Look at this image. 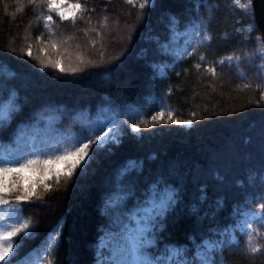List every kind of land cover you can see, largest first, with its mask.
I'll use <instances>...</instances> for the list:
<instances>
[{
	"label": "trees",
	"instance_id": "obj_1",
	"mask_svg": "<svg viewBox=\"0 0 264 264\" xmlns=\"http://www.w3.org/2000/svg\"><path fill=\"white\" fill-rule=\"evenodd\" d=\"M139 2L87 0L89 12L75 27L51 13L54 38L74 37L63 51L43 43L49 33L37 17L50 14L43 3L23 0L16 12L17 0H0V100L14 98L16 106L0 126V151H30L27 140L35 133L45 151L61 148L72 137L92 135L102 120L116 119L118 131V142L93 146L85 170L66 186L45 192L41 178L34 182L43 198L25 205L32 235L16 264H98L100 254L122 258V251L130 259L117 244L135 232L134 214L141 220L167 192L175 193V203L147 233L148 258L165 260L180 249L190 264H201V255L212 264H264V226L254 234L253 244L261 245L256 253L246 252V234L235 230L232 240L228 232L240 219L237 209L253 212L264 203V0H253L254 15L232 0H150L143 10ZM174 32L190 34L192 55L173 52ZM203 34L212 39L201 43ZM29 46L32 56L21 51ZM78 54L92 65L80 64ZM229 55L240 59L216 63ZM49 59L82 70L40 65ZM246 82L251 87H242ZM165 107L173 109L171 120L167 113L161 118L169 122L133 131L141 120L152 125L151 116ZM57 228L51 244L48 235ZM209 245L215 246L205 252Z\"/></svg>",
	"mask_w": 264,
	"mask_h": 264
},
{
	"label": "snow or ice",
	"instance_id": "obj_2",
	"mask_svg": "<svg viewBox=\"0 0 264 264\" xmlns=\"http://www.w3.org/2000/svg\"><path fill=\"white\" fill-rule=\"evenodd\" d=\"M17 3L20 4V7L16 8V12H21L24 6L23 0H17ZM41 3L45 5L50 13L47 16H43L41 13L40 16L37 17L38 20L41 18L44 20L43 27L47 29L49 33L48 40L43 43L45 45H50L53 49L67 51L63 46L67 44L68 40L74 39V37L70 36L66 39L54 38L52 28L53 16L51 13H55L61 21L69 20L72 26L75 27L77 20H84L89 12L87 0H83V3H81V0H77L76 3L72 4L70 7L72 9H79L80 12L79 15L73 12L70 17L66 16L65 12L61 10L62 0H27L28 5L39 6ZM125 3L135 7L137 5V0H125ZM232 3L234 6L243 9L246 14H253V0H246L245 3H241V0H232ZM149 4L150 0H142V2L138 3V7L140 10H143ZM7 7L8 6L5 5V11H7ZM92 11H94V9H92ZM12 17L13 19L15 18V13L12 14ZM142 17L143 11H141L136 18L140 20ZM107 20L108 18L104 17V23L101 27H107ZM88 23H91L90 18ZM248 27L249 30H252L253 25H249ZM90 30L97 32V29L94 27ZM84 31L87 32L88 30L86 29ZM97 35L103 38L104 34L97 32ZM130 38L129 36V39ZM211 39L212 37L210 35L203 34L201 43L210 41ZM37 40H40V37H37ZM92 44L94 45L95 41H92ZM79 47L80 46L77 45V48ZM10 50L15 52V48H11ZM21 51H26L28 56H32L31 46L27 49H21ZM40 51H46V47H41ZM195 51L196 49L193 48L192 52H185L183 55H192ZM77 58L80 64L87 63L88 65H92L93 63L91 60L85 61L83 56L79 54ZM199 59L204 61L205 56L200 55ZM239 59L240 57L238 56L229 55L219 59L216 63L220 65H231L233 61H239ZM39 62L42 67L50 66L57 68L62 73L68 72L74 74L82 70L79 67H61L58 60L53 62L49 59L47 62L44 60H40ZM195 68L199 70L201 64L197 63ZM206 70L213 76L216 75L214 66H209ZM242 87L249 88L251 85L246 82ZM14 111H16L14 98H9L7 101L0 100V126L11 120ZM165 113H167L169 120H171L173 109L165 107L151 116L152 125H149L147 121L141 120L139 123L133 125V131H138L141 125L148 127L154 126L156 123L169 122L161 120ZM172 122L183 125L192 124V120H174ZM116 123V119H113L110 123L98 121L93 128L92 135L72 137L71 143L51 151H45L43 148L37 149L35 146H33V149L30 151H23L19 147H6L0 151V261H3L4 264H16V258L23 240L30 238L32 235V220L31 218L25 219L23 215L25 205L30 204L33 199L41 200L43 198L42 195L36 191L34 182L28 186L21 183L24 179L21 173L32 172L42 174L39 183L42 185L45 192L51 191L53 188L58 190L61 183L66 186L73 180V177L77 175L78 170L80 172L85 170L91 160L90 151L93 146H95L98 151L109 141L118 142V131L114 127ZM128 167L134 168V162L130 163ZM44 177L54 178V184L45 183ZM260 198L264 199V196H260ZM174 203L175 193L167 192L162 198H157V200L153 202L149 212L144 213V216L139 221L141 226L135 229V232L128 237V241L124 245V250H126L127 255L131 257L130 259L123 258L124 252L122 251V258L98 261V264H169L168 257H166L165 260L148 258L144 253V249L152 243V241L147 238V233L160 217L166 215L169 209L174 206ZM237 215L240 219L234 224L233 230H239L242 234L247 235L246 252L256 253L261 251V245H254L253 239L254 234H259L258 228L264 226V203H260L255 212L251 210L241 212L240 209H237ZM252 224H256L257 228L251 227ZM58 237L59 229L57 228L50 236V243L55 244ZM233 243L237 242L233 241ZM214 246L215 245H209V247L205 248V252H207L210 247ZM46 251L51 252L52 249L48 247ZM169 257L172 258L171 264H190V262L181 257L180 249H172L169 252ZM200 259L201 264H212L211 260L206 256L201 255ZM49 264H51V262H49Z\"/></svg>",
	"mask_w": 264,
	"mask_h": 264
},
{
	"label": "rangeland",
	"instance_id": "obj_3",
	"mask_svg": "<svg viewBox=\"0 0 264 264\" xmlns=\"http://www.w3.org/2000/svg\"><path fill=\"white\" fill-rule=\"evenodd\" d=\"M76 2H77V0H62L61 10L65 12L66 16H69L70 17L73 14V12H75L77 14V12H78L79 9H72L70 7L72 4H74ZM173 40H174L173 52L176 53L178 57H183L184 56L183 53H185L187 51V48H188L189 44L192 42V38H191L190 34L184 33V32H182V33H180V32H174ZM159 71H161L163 74H166V70H165V67L164 66H160L159 67ZM102 121L105 122V123H108L107 120H102ZM27 144L28 145H31L32 144L37 149L43 148L42 143H41V135L38 134V133H35V134L30 135L28 137ZM21 176L24 178L21 181V183H23L25 186H28L29 184L35 182L38 178H42V175L40 173H32V172H24V173H21ZM44 178H46V177H44ZM147 210H149V209H147ZM255 211H253V212H255ZM133 220L135 221L136 227H139L140 226V224H139V220H140L139 214H134ZM251 227H253V228L254 227H257V225L256 224H252ZM54 231L55 230L51 231L49 233V235H48L49 242H50V236H51V234ZM228 232L230 234V238L232 240H235V235H234L233 228H230L228 230ZM129 234L130 233L125 234V242H120V243L117 244V246L120 249H124V245L128 241V237L130 236ZM101 245L104 246L103 243ZM125 255L127 257H129L126 252H125ZM167 257L169 258V264H171L170 259H172V258L169 257V256H167ZM109 259H112V256L111 255L100 254L98 256V261H106V260H109Z\"/></svg>",
	"mask_w": 264,
	"mask_h": 264
}]
</instances>
